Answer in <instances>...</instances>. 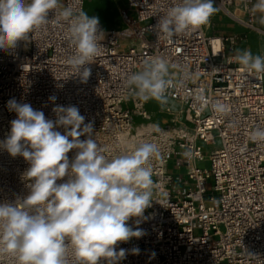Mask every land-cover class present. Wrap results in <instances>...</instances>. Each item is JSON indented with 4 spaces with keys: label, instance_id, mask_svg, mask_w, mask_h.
Masks as SVG:
<instances>
[{
    "label": "built area",
    "instance_id": "obj_1",
    "mask_svg": "<svg viewBox=\"0 0 264 264\" xmlns=\"http://www.w3.org/2000/svg\"><path fill=\"white\" fill-rule=\"evenodd\" d=\"M30 2V0H29ZM256 0H213L219 12L246 29L262 31L252 6ZM175 0H127L135 16L121 11L124 26L103 29L98 25L101 54L92 63L86 83L67 63L74 54L68 23L50 10L48 24L0 49V142L11 132L17 113L8 101L28 103L55 121L57 105L76 106L84 124L92 123L91 138L112 158L141 142L156 143L159 156L150 159L154 201L138 227L146 234L121 248L126 253L117 264H264V143L252 142L249 133L264 126V74L244 71L233 57L238 35L207 34L204 27L165 39L154 25ZM61 9L82 10L83 0H60ZM238 9L240 17L233 14ZM59 21V22H58ZM264 32V31H262ZM264 55V52L260 53ZM162 57L170 64L178 86L169 89V103L161 108V121L145 102L125 86L128 74L144 60ZM186 74V75H185ZM203 93L209 102L227 104L228 114L217 115L195 98ZM55 96V101L49 98ZM142 121L135 123L134 118ZM63 126L54 130L66 134ZM87 134L79 137L81 141ZM72 138L69 137V140ZM217 141V144H216ZM23 143V141H21ZM203 145H211L203 150ZM191 150L190 156L184 153ZM77 149L67 153L70 163ZM209 162V167L201 162ZM174 166L178 173L168 170ZM30 162L13 157L0 147V204L23 201L30 194L25 173ZM68 180L59 179L58 184ZM137 218L127 223L135 229ZM0 264H18L15 257L0 255ZM100 264H107L101 259Z\"/></svg>",
    "mask_w": 264,
    "mask_h": 264
},
{
    "label": "clouds",
    "instance_id": "obj_2",
    "mask_svg": "<svg viewBox=\"0 0 264 264\" xmlns=\"http://www.w3.org/2000/svg\"><path fill=\"white\" fill-rule=\"evenodd\" d=\"M58 9L59 17L68 23L75 49L67 63L86 83L91 69L85 65L103 48L99 19L90 18L84 10L76 13L71 6L61 9L60 0H0V49L27 40L30 33L50 22L49 11L57 14ZM218 11L213 0H175L153 27L158 36L171 40L207 24ZM252 11L261 14L264 24V0H256ZM233 59L246 72L264 74V55L238 49ZM176 67L162 57L146 59L127 75L125 86L135 98L155 100L164 108L169 103V89L183 82L171 72ZM49 99L55 101L56 97ZM195 99L217 115L228 114L227 104L220 100L209 102L203 93ZM8 108L17 118L0 147L30 162L25 176L33 182L23 201L0 204V255L15 257L18 264H100L101 259L117 264L128 251L138 255V247L117 251L116 246L146 234L138 225L148 219L144 212L154 201L149 161L159 156L158 145L141 142L108 158L91 138L92 123L81 129L85 117L76 106L57 105L53 108L55 121L14 98L8 101ZM56 126L71 127L61 134L54 130ZM85 134L89 138L81 141L79 137ZM249 139L264 143V126L255 127ZM72 149L78 151L70 163L67 153ZM184 155L190 156L191 150ZM66 175L68 180L58 184ZM133 217L137 218L135 229L127 223Z\"/></svg>",
    "mask_w": 264,
    "mask_h": 264
},
{
    "label": "rangeland",
    "instance_id": "obj_3",
    "mask_svg": "<svg viewBox=\"0 0 264 264\" xmlns=\"http://www.w3.org/2000/svg\"><path fill=\"white\" fill-rule=\"evenodd\" d=\"M88 16L98 17L99 24L103 29H119L124 26V22L121 17V11L127 10V14L130 18H134V12L129 9L127 0H83V7ZM220 14L224 17L219 19ZM260 13L255 12L257 25L262 31H264V24L260 23ZM204 30L207 34L219 35L226 33H234L238 35L239 41L237 44V50L250 49L252 53L260 54L264 52V34H258L249 29L243 28L237 22H235L231 17L224 15L222 12H217L210 18L209 28L203 25ZM148 109L155 112L156 115L153 121L159 123L163 117L160 111V105L155 100H149ZM161 115H160V114ZM142 120L135 117L134 122L138 123ZM217 144V141H216ZM211 145H203V150H210ZM201 166L209 167V162L200 163ZM168 170L172 173H178V171H183V169L178 170L174 166H169Z\"/></svg>",
    "mask_w": 264,
    "mask_h": 264
},
{
    "label": "bare ground",
    "instance_id": "obj_4",
    "mask_svg": "<svg viewBox=\"0 0 264 264\" xmlns=\"http://www.w3.org/2000/svg\"><path fill=\"white\" fill-rule=\"evenodd\" d=\"M216 14V13H215ZM233 14H235L236 16H238V17H240L241 15H242V13L236 8V9H234L233 10ZM218 18L219 19H223L224 17L220 14V16H218ZM209 24H210V21L207 23V24H205L206 25V27L207 28H209ZM239 24V23H238ZM240 25V24H239ZM240 26H242V25H240ZM243 27V26H242ZM243 28H245V27H243ZM256 33H258V34H264V32H262V31H259V32H256ZM160 114V113H159ZM161 115V114H160Z\"/></svg>",
    "mask_w": 264,
    "mask_h": 264
}]
</instances>
